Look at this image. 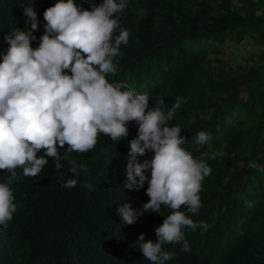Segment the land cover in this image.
<instances>
[{
	"label": "trees",
	"instance_id": "16d2710c",
	"mask_svg": "<svg viewBox=\"0 0 264 264\" xmlns=\"http://www.w3.org/2000/svg\"><path fill=\"white\" fill-rule=\"evenodd\" d=\"M31 2L0 0V55L8 48L5 34L30 29L22 11ZM55 2L33 0L39 22L33 48L44 34L43 12ZM75 2L89 9L103 0ZM114 18L129 39L121 45L122 54L115 58L118 71L109 82L147 93L149 108L163 100L165 112L177 99L185 100L168 126H180L187 139L182 147L194 158L209 154L204 159L212 172L202 182L199 213L181 209L208 227L182 229L191 251L165 245L174 254L166 264H264V172L249 167L254 161L264 168V0H128ZM247 36L262 46L254 63L211 65L206 41L239 42ZM137 128L129 122V135L122 140L101 134L92 150L68 154L85 167L79 176L69 173L71 165L63 159L67 144L57 145L63 164L59 171L52 158L37 177H25L17 169L20 178L10 188L18 207L7 228L0 227V264H151L138 237L143 233L145 241H155L154 228L171 210L161 206L160 213L144 212L147 181L139 190L124 187L128 141ZM200 131L210 134L207 145L195 143ZM221 150L224 157L209 158ZM152 156L149 151L138 161ZM7 174L0 170V182ZM73 178L78 181L74 188L61 186ZM125 203L139 214L130 225L117 214Z\"/></svg>",
	"mask_w": 264,
	"mask_h": 264
},
{
	"label": "clouds",
	"instance_id": "9594fccd",
	"mask_svg": "<svg viewBox=\"0 0 264 264\" xmlns=\"http://www.w3.org/2000/svg\"><path fill=\"white\" fill-rule=\"evenodd\" d=\"M127 6L128 0H103L84 9L75 0H56L43 12L44 34L33 48L31 42L37 40L33 31L39 22L32 0L22 11L30 29L15 28L4 35L8 48L0 55V170L8 174L0 182V227L7 228L17 211L10 188L20 178L17 169L25 177H37L52 158L59 171L63 164L57 145L64 148L67 144L63 159L71 165L69 173L79 176L86 169L68 154L92 150L101 134L112 141L122 140L129 135V122L134 121L137 135L128 141L124 187L139 190L147 181L149 200L142 205L144 212L160 213L161 206L171 210L154 228L155 241H145L143 233L138 237L146 260L166 264L174 254L165 251V245L191 251L182 229L208 227L181 209L199 213L202 182L212 169L204 159L208 153L194 158L182 147L187 139L180 135V126H168L185 100L177 99L165 112L163 100L149 108L147 93L136 94L124 82H109L108 77L118 71L115 58L122 54L121 45L129 39V32L114 16ZM210 139L208 132L200 131L195 143L207 145ZM149 151L153 153L150 160L138 161ZM225 155L221 150L209 158ZM249 167L264 172L254 161ZM77 183L73 178L61 186L74 188ZM83 186L92 188L88 182ZM117 214L129 225L139 215L127 203L118 207Z\"/></svg>",
	"mask_w": 264,
	"mask_h": 264
},
{
	"label": "rangeland",
	"instance_id": "374dc122",
	"mask_svg": "<svg viewBox=\"0 0 264 264\" xmlns=\"http://www.w3.org/2000/svg\"><path fill=\"white\" fill-rule=\"evenodd\" d=\"M204 46L208 50L207 59L211 65L221 62L226 67L254 63L255 56L262 47L248 36L239 42L229 39L221 42L206 41ZM215 49H218V52Z\"/></svg>",
	"mask_w": 264,
	"mask_h": 264
}]
</instances>
